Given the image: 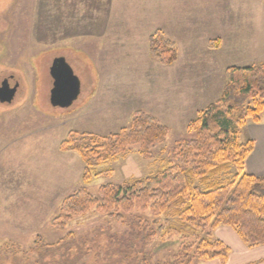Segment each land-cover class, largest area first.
Returning <instances> with one entry per match:
<instances>
[{"label":"rangeland","instance_id":"374dc122","mask_svg":"<svg viewBox=\"0 0 264 264\" xmlns=\"http://www.w3.org/2000/svg\"><path fill=\"white\" fill-rule=\"evenodd\" d=\"M89 1L0 0V84L8 76L19 83L11 102H0V264H173L185 242H196L208 231L215 237L209 229L169 236L166 226L175 218L148 210L120 219L91 210L61 230L52 221L62 199L79 187L97 196L101 185L144 178L163 168L177 141L190 138L189 120L220 97L226 69L264 64V0H173L165 10L172 35L154 32L175 42L177 59L162 65L150 56L172 67L147 78L141 66L130 71L121 61L110 68V79L106 60L99 74L91 63L99 39L80 35L89 34L84 30ZM149 14L158 20L154 24L169 21L167 15ZM99 56L112 57L109 52ZM60 57L80 85L77 97L64 107L49 99L50 67ZM93 93L98 94L96 111H82ZM146 106H155L156 113ZM134 110L165 125V141L149 148L148 159L141 156V146H129L95 168L93 173H102L84 184L79 154L62 151L60 144L70 132L107 135L128 127ZM253 124L240 128L239 142L251 139L254 150Z\"/></svg>","mask_w":264,"mask_h":264},{"label":"trees","instance_id":"16d2710c","mask_svg":"<svg viewBox=\"0 0 264 264\" xmlns=\"http://www.w3.org/2000/svg\"><path fill=\"white\" fill-rule=\"evenodd\" d=\"M149 53L162 65L177 59L175 42L160 31L149 36ZM225 79L220 97L189 120L190 138L177 141L163 168L144 178L101 185L97 196L79 187L62 199L53 228L61 230L73 217L91 210L114 219L148 210L153 216L175 218L166 226L169 236L183 238L187 231L205 233L225 226L248 247L264 245V176L247 173L245 161L253 141L239 142L246 122H264V64L229 66ZM167 130L153 115L137 110L128 127L107 135L70 132L60 149L79 154L86 184L102 173H93L95 168L115 160L131 145L141 146V156L150 158L149 148L162 144ZM196 240L184 243L173 264L226 262L229 248L211 232Z\"/></svg>","mask_w":264,"mask_h":264},{"label":"crops","instance_id":"0c3cea01","mask_svg":"<svg viewBox=\"0 0 264 264\" xmlns=\"http://www.w3.org/2000/svg\"><path fill=\"white\" fill-rule=\"evenodd\" d=\"M172 3L173 0H90L86 6L87 12L91 15L89 17L90 22L88 23L89 26L84 29L89 30V34L80 35H90L91 38L99 39L96 46L94 44L91 49V54L94 55L90 56L93 67L97 71L102 67L105 68L102 65L103 60H106L108 65L105 76H107L110 75L108 72L111 69L118 68L119 62L123 61V64L128 63L130 71H136L141 66L143 75L144 77L147 75V78H150V75L154 78L159 69L164 72L167 71L168 67H172H162L156 63L150 57L148 49L149 36L155 30H162L168 36L169 34L172 35V31H170L171 21L165 13L167 6ZM150 12L161 13L163 16L167 15L169 21L163 20V22H160L163 23L162 26L154 24V20H158L152 14H149ZM83 22L81 21V24ZM150 22V26H147L146 24ZM82 26L85 27L83 24ZM192 30L195 32V29ZM141 31L145 32L143 36L139 37ZM195 36L197 37V35ZM105 52L111 53L112 57L104 59L103 56H99V54L103 55ZM96 62L99 63L97 66ZM135 74L137 75V73H134V75L132 73V76L134 77ZM100 75L102 76V74ZM108 78L110 79V77ZM97 96V93L91 94L81 107L82 111L95 112L93 102ZM144 110L149 111L151 114L156 113L155 106H146ZM250 131L254 140V150L246 161V169L251 174L264 175V123L251 125ZM214 236L229 248L226 262L221 263L219 260H210L198 264H264V245L248 247L242 243L232 228L225 226L217 227L214 230Z\"/></svg>","mask_w":264,"mask_h":264},{"label":"water","instance_id":"95a60500","mask_svg":"<svg viewBox=\"0 0 264 264\" xmlns=\"http://www.w3.org/2000/svg\"><path fill=\"white\" fill-rule=\"evenodd\" d=\"M53 85L50 91V102L52 105L64 107L69 105L79 93V83L72 69L63 58H56L51 67ZM13 77L4 78L0 84V102L9 103L13 99L18 82L12 81Z\"/></svg>","mask_w":264,"mask_h":264}]
</instances>
